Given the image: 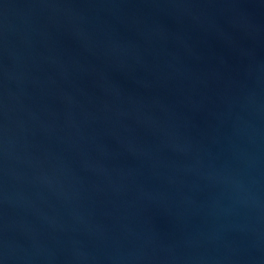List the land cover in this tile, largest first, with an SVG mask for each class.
I'll return each mask as SVG.
<instances>
[{"label": "water", "instance_id": "95a60500", "mask_svg": "<svg viewBox=\"0 0 264 264\" xmlns=\"http://www.w3.org/2000/svg\"><path fill=\"white\" fill-rule=\"evenodd\" d=\"M0 264H264V0H0Z\"/></svg>", "mask_w": 264, "mask_h": 264}]
</instances>
